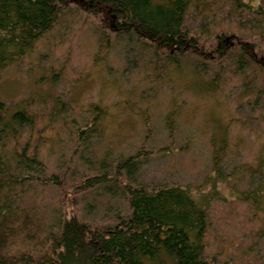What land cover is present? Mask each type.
I'll list each match as a JSON object with an SVG mask.
<instances>
[{
	"label": "trees",
	"instance_id": "obj_1",
	"mask_svg": "<svg viewBox=\"0 0 264 264\" xmlns=\"http://www.w3.org/2000/svg\"><path fill=\"white\" fill-rule=\"evenodd\" d=\"M73 10L95 21V61L104 64L106 55L120 50L127 80L144 70L150 81L166 83L188 73L197 91L215 96L235 77L248 99L240 113L264 105V0H0V71L30 56ZM42 103L50 122L69 123V103L61 95ZM34 104L21 101L10 108L0 97V264H221L207 251L210 221L202 197L180 184L148 186L138 180L142 163L154 152L144 145L114 166L106 159L94 164L86 156L87 174L73 185L69 159L50 169L30 151V142L10 151V142L42 120ZM89 112L90 119L77 129L85 150L102 136L109 115L102 103H91ZM175 113L166 116L170 133ZM227 136L225 128L219 144L212 140L211 161L219 175ZM79 153L85 156L84 150ZM244 172L250 189L238 197L264 219V157ZM39 187L59 194L48 221L38 204L25 202ZM94 189L126 195V209L105 221L84 220L73 208L78 210L83 192ZM256 243L253 248L260 250L264 225Z\"/></svg>",
	"mask_w": 264,
	"mask_h": 264
},
{
	"label": "rangeland",
	"instance_id": "obj_2",
	"mask_svg": "<svg viewBox=\"0 0 264 264\" xmlns=\"http://www.w3.org/2000/svg\"><path fill=\"white\" fill-rule=\"evenodd\" d=\"M94 22L83 11L68 12L30 56L0 71V97L10 108L21 101H36L31 108L42 118L35 129L10 142L8 149L30 142V151H36L50 169L69 159V167L79 172L75 176L69 169V184L73 185L87 174L86 156L94 164L106 159L114 166L144 145L154 152L142 163L138 180L148 186L175 183L190 187L208 206L209 254L218 256L221 264H264L259 255H264V243L260 250L253 248L264 219L255 217L250 204L238 197L250 189L244 168L264 157V105L251 112L243 108L240 113L238 108L247 103V97L235 77L215 96L197 91L196 80L188 73L171 83L150 81L146 70L127 80L121 72L125 63L120 50L106 55L104 64L95 61L99 42ZM58 94L69 103V123L50 122L44 114L50 112L44 110L48 107L42 101ZM91 103H102L109 115L102 136L85 150L78 145L77 129L90 119ZM174 109L170 133L166 116ZM146 117L147 123L143 121ZM225 128L228 146L220 162L221 176L213 169L212 140L216 137L219 144L217 136ZM83 150L85 156L79 157ZM81 196L78 210L73 209L84 220L105 221L126 209V195L118 191L94 189ZM30 200L48 221L59 194L54 188L39 187L30 191L25 202Z\"/></svg>",
	"mask_w": 264,
	"mask_h": 264
}]
</instances>
